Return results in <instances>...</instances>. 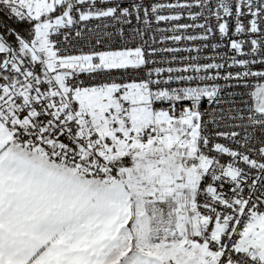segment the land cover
Listing matches in <instances>:
<instances>
[{"label":"snow or ice","instance_id":"snow-or-ice-1","mask_svg":"<svg viewBox=\"0 0 264 264\" xmlns=\"http://www.w3.org/2000/svg\"><path fill=\"white\" fill-rule=\"evenodd\" d=\"M0 264H264V0H0Z\"/></svg>","mask_w":264,"mask_h":264}]
</instances>
